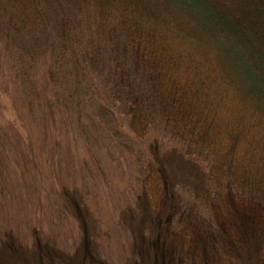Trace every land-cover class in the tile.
Segmentation results:
<instances>
[{"label": "rangeland", "instance_id": "374dc122", "mask_svg": "<svg viewBox=\"0 0 264 264\" xmlns=\"http://www.w3.org/2000/svg\"><path fill=\"white\" fill-rule=\"evenodd\" d=\"M13 36L24 35L0 32V264L237 262L207 208L204 166L159 115L134 136L104 54L93 61L91 44L59 52L50 28L45 51ZM147 163L167 181L160 206L143 197Z\"/></svg>", "mask_w": 264, "mask_h": 264}, {"label": "trees", "instance_id": "16d2710c", "mask_svg": "<svg viewBox=\"0 0 264 264\" xmlns=\"http://www.w3.org/2000/svg\"><path fill=\"white\" fill-rule=\"evenodd\" d=\"M48 28L59 52L91 44L93 61L104 54L129 130L142 138L159 115L181 153L204 166L207 208L228 250L242 252L230 264H262L264 0H0V32L24 35L13 37L28 50L48 49ZM87 30L98 38L78 36ZM141 183L160 206L161 168L147 163Z\"/></svg>", "mask_w": 264, "mask_h": 264}]
</instances>
